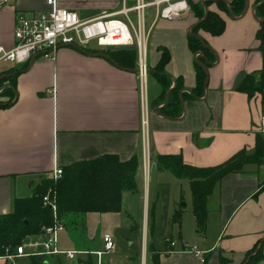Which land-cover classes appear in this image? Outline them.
Listing matches in <instances>:
<instances>
[{"label":"crops","instance_id":"0c3cea01","mask_svg":"<svg viewBox=\"0 0 264 264\" xmlns=\"http://www.w3.org/2000/svg\"><path fill=\"white\" fill-rule=\"evenodd\" d=\"M193 1L204 5L207 0ZM209 1L208 9L225 19L226 28L221 35L199 32L216 55L201 97L192 95L197 86L196 54L189 46L198 18L189 6L175 19H155V8L146 9L151 28L148 66L150 72L154 70L162 51L168 50L170 60L164 72L172 80L171 89L181 82L177 116L162 113L165 103L154 75H149L148 97L142 98L136 50L134 67L120 53L124 50H109L118 51L110 54L105 53L107 48L76 46H61L55 59L36 55L27 64H0L4 72L0 78V215L10 213L16 199L33 197L37 186L53 178L56 168L103 155H115L121 161L138 157L137 189L123 192L121 210L80 216L74 233L66 227L59 232L72 241L68 247L59 238L60 250H100L104 235L109 234L116 246L104 255V264H243L258 246L264 255V164H247L216 184L208 198L202 232L197 230L193 194L191 214L181 204L184 188L189 186L192 193L190 180L176 178L174 183L183 193L162 203L153 200V181L164 185L162 173L169 171L157 168L158 155H180L196 167L217 166L242 149L253 150L260 133L262 97L250 98L238 86L248 74L264 68V38L258 37L262 19L256 14L260 5L264 9V0H246L243 14L235 17L220 9L218 0ZM58 3L88 20L134 6L136 0ZM47 8V0H9L0 9V46L15 45L18 12L32 15ZM178 213L180 223L175 219ZM186 227L195 236L188 237ZM45 238L39 234L26 240ZM194 246L199 254L188 249ZM64 258L70 264H97L93 254L73 259L50 255L49 260L65 264ZM22 260L27 257L19 264ZM0 264L9 262L0 257ZM255 264H264V259Z\"/></svg>","mask_w":264,"mask_h":264},{"label":"trees","instance_id":"16d2710c","mask_svg":"<svg viewBox=\"0 0 264 264\" xmlns=\"http://www.w3.org/2000/svg\"><path fill=\"white\" fill-rule=\"evenodd\" d=\"M198 22L192 26L189 34L190 49L196 54L195 68L197 86L192 95L201 97L207 88L208 68L216 59L215 53L206 41L199 35L200 30L212 35H221L226 28L225 19L215 11L208 9L209 0L204 5L191 3ZM220 9L231 15L241 16L245 9L246 0H232L227 3L218 0ZM261 17V28L258 37L264 38V9L260 5L257 13ZM118 51L105 50V53ZM120 52V51H119ZM124 54L135 64V51L124 50ZM170 60L167 49L162 51L158 65L149 72L161 84V99L165 105L161 111L164 115L177 116L181 112V99L179 91L181 82L178 80L171 89L172 80L164 72V67ZM4 72H0V78ZM2 79H0L1 83ZM238 90L252 94L263 95L264 102V68L248 74L239 84ZM14 94L12 93V96ZM264 162V134L259 133L256 146L253 150L242 149L217 166L196 167L186 164L180 155H158L155 164L159 170H169L179 179L190 180L193 194V211L196 217L198 232H202L207 217V202L218 182L226 175L241 171L247 164L261 165ZM140 165L138 157L121 161L115 155L75 162L63 169L59 179L49 178L37 186L31 198H19L14 201L13 210L0 215V257L17 252L29 236L39 235L43 227L54 224L55 217L49 207L43 205L44 195L52 189L57 202V219L64 227L74 233L79 229L77 218L89 212H117L121 210L122 195L124 191L137 189L136 174ZM176 221L180 223V214H176ZM259 245V244H258ZM254 253V254H253ZM50 256L27 257L29 264H51ZM250 259L243 264H255L264 259L261 247H256L249 253ZM248 260V261H247Z\"/></svg>","mask_w":264,"mask_h":264},{"label":"built area","instance_id":"2783aa9c","mask_svg":"<svg viewBox=\"0 0 264 264\" xmlns=\"http://www.w3.org/2000/svg\"><path fill=\"white\" fill-rule=\"evenodd\" d=\"M8 3L9 0H0V9ZM47 4V9L32 15L17 13L14 30L16 43L12 48L0 46V64H27L36 55L55 59L61 46L103 50L108 46L135 45L138 52L137 75L143 99L148 97L150 72L147 62V43L151 28L146 23V9L155 8V19L159 17L175 19L189 6L187 0H136L134 6H123L115 13L84 20L75 10L61 7L58 0H47ZM259 131L264 134V114L260 117ZM147 158L149 163V155ZM62 174L63 169L56 168L53 178L59 179ZM43 205L49 207L55 217L54 224L43 227L42 233L46 238L25 240L17 247V252L4 256L9 264H18L20 258L59 254H65L71 259L79 254H93L97 258V264H104V255L114 250L116 246L111 235H104V247L100 250L62 251L58 245L59 232L64 229V225L57 219V202L52 189L44 195ZM166 243L171 247L175 246L171 238H166ZM188 249L199 254L195 246Z\"/></svg>","mask_w":264,"mask_h":264},{"label":"rangeland","instance_id":"374dc122","mask_svg":"<svg viewBox=\"0 0 264 264\" xmlns=\"http://www.w3.org/2000/svg\"><path fill=\"white\" fill-rule=\"evenodd\" d=\"M191 3H195L193 0L191 1ZM189 5V3H188ZM189 8L192 10V12L194 13V10L189 6ZM195 14V13H194ZM259 93H256V94H252V98L253 97H256ZM262 97V100H263V95H261ZM264 162L261 164L263 165ZM258 165V164H257ZM154 172V175H157L158 173L155 174L156 171H153ZM163 174V179L165 181V184L163 185H155L154 181H153V190H152V195H153V200H157L158 203H162V202H166L167 198H170L171 196H177L178 195V192L179 194L181 193V186L180 185H177L176 183H174V180H176V176L171 172V171H165ZM187 182V181H186ZM183 193V191H182ZM157 195H159L160 197L158 198ZM184 196L185 198L183 199V201L181 202L182 205H184V209L189 212V214L192 213V193H191V190L188 187H185L184 188ZM191 228H188L186 227V233L188 235V237L190 236H195V233L193 230H191ZM43 234V233H41ZM61 236H59V238H61V244L63 242H65L67 244L68 247H71L72 245V241L69 239V237L67 236V234L65 232H62L60 234ZM176 238L179 239V237L176 235ZM60 240V239H59ZM21 259V258H20ZM20 259L18 260V264H19V261ZM71 261H69L68 259H65L64 258V263L65 264H70ZM20 264H29V260H22L20 262ZM53 264V263H52Z\"/></svg>","mask_w":264,"mask_h":264},{"label":"water","instance_id":"95a60500","mask_svg":"<svg viewBox=\"0 0 264 264\" xmlns=\"http://www.w3.org/2000/svg\"><path fill=\"white\" fill-rule=\"evenodd\" d=\"M247 6H248V3H247ZM107 49L108 50H136V46L135 45L108 46Z\"/></svg>","mask_w":264,"mask_h":264}]
</instances>
